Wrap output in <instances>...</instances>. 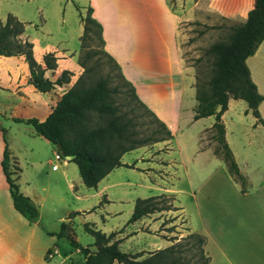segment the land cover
<instances>
[{
	"label": "crops",
	"instance_id": "crops-1",
	"mask_svg": "<svg viewBox=\"0 0 264 264\" xmlns=\"http://www.w3.org/2000/svg\"><path fill=\"white\" fill-rule=\"evenodd\" d=\"M154 1L149 20L155 35L142 46L125 45L120 36L122 29L132 28L129 22L135 19L131 0H118L119 7L111 0L79 5L84 10L92 7V15L102 26L106 52L120 65L139 99L172 134L168 140L124 152L121 161L133 166L114 168L96 187L84 185L77 165L68 157L60 155L52 170L56 144L36 135L22 120L44 121L62 93L75 84L83 72L78 51L69 49L63 37L53 41L49 32L41 38L23 31L21 36L32 41L37 62L44 66L47 53L56 58V66L44 71L45 78L55 82L63 70L69 72L47 92L29 81L25 55H0V264H75L77 260L81 264L80 251L74 247L62 250L56 234L65 223V237L78 241L73 233L75 222L88 223L106 235L113 233L112 241H118L119 248L129 254L143 253L140 258L186 234L197 233L205 238L203 249L210 257L209 264H264V41L246 59L250 78L263 97L257 104L258 116L242 99H230L221 114L226 143L246 181L242 191L227 172L224 159L214 153V146H203L202 136L209 132L215 117L194 119L198 103L195 68L182 59L178 29L180 22L194 19L207 25L213 21L244 23L255 0ZM116 10L126 14L120 16ZM149 13L147 9L145 15ZM82 34L80 20L79 45ZM2 128L8 149L6 165L17 172L20 193L37 205L35 221H28L13 206L1 167L5 148ZM174 147L179 157L172 155ZM182 165L186 168L181 174L176 166ZM131 174H137L142 183L128 180ZM145 189L148 194L139 196ZM156 194H170L172 209L128 222L135 200ZM88 246L95 249L93 244Z\"/></svg>",
	"mask_w": 264,
	"mask_h": 264
},
{
	"label": "trees",
	"instance_id": "trees-1",
	"mask_svg": "<svg viewBox=\"0 0 264 264\" xmlns=\"http://www.w3.org/2000/svg\"><path fill=\"white\" fill-rule=\"evenodd\" d=\"M76 8L80 9L77 5ZM88 9L89 13L85 17L80 12L83 24V34L80 35L82 49L92 33L98 37L102 45L104 42L101 37L102 26L91 14L92 7L89 6ZM23 31L24 22L12 14L7 15L4 23L0 22V55H25L30 68L29 81L39 91L47 92L55 82L63 81L69 72L63 70L55 82L45 78L44 71L56 66V58L52 53H47L43 57L44 66L37 62L33 56L32 41L21 37ZM261 41H264V0H255V5L248 11L246 21L232 27L229 40L215 42L210 46L209 52L215 55V61L214 71L207 82V88L196 84L198 103L194 119L214 115L215 122L209 129V132H212L211 138L217 143L214 153L224 159L227 172L241 185L242 191L245 190L246 181L239 172V167L226 143L225 125L221 114L227 108L230 99H242L247 102L253 114L258 116L257 104L263 97L250 78L246 59L253 54ZM100 52L112 69H118L119 78L127 86L130 109H122L121 106L124 103L116 102L113 95L120 92V86H112L110 76L95 75L98 73L95 68L98 65L87 64L88 55L86 54L84 59L78 58L83 69L82 74L71 88L62 93L47 118L44 121L34 118L22 119L33 127L36 135L54 145L60 144L56 147L57 152L62 157L70 158L77 165L86 187H96L100 180L120 165L132 167V164L128 165L121 161L124 152L172 138L168 126L139 99L134 86L124 77L115 59L105 49ZM137 106L151 117V121L145 125L146 129L143 131L136 128L139 124L138 116L131 115ZM142 124L140 122L139 125ZM4 131L5 129L2 128L5 148L1 167L9 185L13 206L28 221H35L38 217L37 205L28 195L20 193L16 184L17 172L10 170L6 165L8 149ZM166 199L169 197L165 194H156L135 200L134 210L128 222H133L153 211L172 209V202L167 205L165 203L167 201H164ZM73 214L70 213V216ZM66 227L67 225L63 223L61 231L56 234L60 237L65 235ZM84 228L93 235L94 250L70 238L72 246L83 255L81 264H113L114 262L119 264H209L210 262V257L203 249L205 238L197 233L186 234L170 246L157 249L140 258L143 253L129 254L119 248L118 241H112L113 233L106 235L93 229L88 223L84 225ZM193 247L198 249V253L187 258L185 249ZM196 256H198V262L193 263L192 260H196Z\"/></svg>",
	"mask_w": 264,
	"mask_h": 264
},
{
	"label": "rangeland",
	"instance_id": "rangeland-1",
	"mask_svg": "<svg viewBox=\"0 0 264 264\" xmlns=\"http://www.w3.org/2000/svg\"><path fill=\"white\" fill-rule=\"evenodd\" d=\"M131 1L135 19L132 23L129 22L132 28L129 29L128 27V30L122 29L120 36L124 38L125 45L142 46L141 44L147 43L149 40L153 39L155 35L154 30L150 29L152 23L149 20L150 15L152 16L153 14L151 7L155 5V1L154 3H152L153 0ZM88 2L89 0H0V22L4 23L7 15L12 14L17 19L24 22V30L29 36L42 38L48 34L47 32H49L53 41L63 37L67 41L66 46L69 49L72 51H78V58L80 57V59H84L87 54V64L98 65V67H95L98 71L95 75L98 76L101 74L103 76H110L109 78H112L110 82L111 85L120 86V92L114 94L113 97L117 103H124V105L121 106L122 109H130L131 103L129 102L127 86L122 79L119 78L118 69H112L110 64L107 63L105 56L100 52L102 49H105L104 42L102 45L98 37L92 33L91 37L86 40V46L83 49L79 45V39L76 35H78L80 27V12L84 17L87 16L89 13V6L85 10H78L76 5H88ZM111 2L118 7L120 6L117 4L118 0H111ZM147 9L150 10V13L145 15ZM121 10H116V13L120 16L126 14L122 13ZM121 23L125 25L124 22ZM235 25H238V23L229 24L224 21H213L212 24L207 25L195 19L179 23L178 29L180 31V50L182 59L185 64L192 65L195 68L196 84L207 88V82L214 71L215 61V55L209 52V48L215 42H227L232 34V27ZM21 37L27 38L26 36ZM131 115L138 116V123H143L142 125L138 124L136 126L140 131L146 129L145 125L151 121V117L138 106ZM0 122H2L1 118ZM16 134H19V132ZM236 135L241 137L239 132H237ZM211 136L212 132L205 133L204 136H202L203 146L206 144H212L214 147L217 146L216 141L213 140ZM239 140L241 141V138H239ZM171 150L173 156L179 157V150L177 148L174 147ZM186 155H188V153H186ZM186 155L185 157H187ZM126 158L131 160V155L127 153ZM57 161L60 162V159ZM185 164H187L186 167H188V161ZM186 167L184 165L179 167L176 166V168H179L181 174ZM172 176L173 174L169 175L170 179H172ZM127 178L134 183H142V179L137 174H131V176H128ZM165 180H167V177ZM181 181L183 180L180 179V184L182 185ZM144 182H146V180ZM167 182H170V180ZM147 194L148 191L145 189V192H140L139 196ZM165 195L169 197V199L164 200L167 201L165 203L168 205V203L172 202L174 198L170 194ZM73 233L78 240L76 242L82 246H87V244L92 245L94 242L93 236L78 222H75L73 225ZM63 236H59L58 240L62 250L73 247L70 242L71 239H68L65 235ZM197 253L198 249L195 247L185 249V255L187 258ZM197 258L198 256H196V260H192V262L195 263ZM75 263H79V261L77 260Z\"/></svg>",
	"mask_w": 264,
	"mask_h": 264
},
{
	"label": "built area",
	"instance_id": "built-area-1",
	"mask_svg": "<svg viewBox=\"0 0 264 264\" xmlns=\"http://www.w3.org/2000/svg\"><path fill=\"white\" fill-rule=\"evenodd\" d=\"M59 159H60V154L56 153L55 154V163L53 165H51L52 170L57 168V165H58V161L57 160H59ZM48 256H51V255H48Z\"/></svg>",
	"mask_w": 264,
	"mask_h": 264
},
{
	"label": "water",
	"instance_id": "water-1",
	"mask_svg": "<svg viewBox=\"0 0 264 264\" xmlns=\"http://www.w3.org/2000/svg\"><path fill=\"white\" fill-rule=\"evenodd\" d=\"M59 145H60L59 143L56 144L57 147H58Z\"/></svg>",
	"mask_w": 264,
	"mask_h": 264
}]
</instances>
